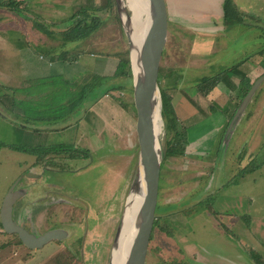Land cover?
I'll use <instances>...</instances> for the list:
<instances>
[{
	"label": "rangeland",
	"instance_id": "rangeland-1",
	"mask_svg": "<svg viewBox=\"0 0 264 264\" xmlns=\"http://www.w3.org/2000/svg\"><path fill=\"white\" fill-rule=\"evenodd\" d=\"M124 3L126 11L132 17L128 1L124 0ZM84 6H90V12L103 17L102 26L90 37L69 42L63 49L60 40L46 35L47 46L61 48L57 56H62V61L66 50L76 57L81 54L91 56V52H95L94 58L110 62V65L113 62L111 59L104 56L101 58L97 53L113 57L117 52L128 50L130 54V43L117 9V0H113L112 6H108V0H47L46 7L39 13L27 10L25 5L24 14L29 15L28 20L44 21L49 28L60 32L68 26L64 21ZM21 15L22 11L19 16ZM170 26L161 63L163 77L160 89L173 90L172 87L176 86V93L171 91V104L179 116V130L190 128L189 142L184 154L164 157L169 142L174 139L175 131L168 126L170 120L162 114L160 145L163 162L159 202L146 264H251L252 250L250 245L242 241L248 236L247 216L251 213L262 216L264 213V197L259 195L264 192V172L253 171L248 173L249 177L246 172H242L238 177L239 185H233L232 181L237 179L233 173V156L240 155L248 148L244 139L238 142L234 136L236 126L244 118L247 109L237 124H234L229 139L226 137L233 119L230 116L243 101L241 99L236 104V99H240L242 93L244 97L246 90L240 91L241 95L237 97L236 84H231V80L238 81L235 75H230L229 86L217 85L208 94H203L199 85L204 76L219 73L244 53V50H238L244 48L243 44L237 45L238 38L248 40L249 44L245 47L247 52L253 50L252 46L263 44L264 23L260 25L261 31L256 30L258 33L247 31L243 27L229 28L226 35L218 33L217 39L226 42V52L221 53L225 64L220 63L219 58L212 62L214 65L209 69L198 66L202 59L193 60V39L198 36L193 38L194 35L184 30L176 33ZM69 61L73 62L65 60L66 65ZM20 62L22 63L21 60ZM190 63H196L197 66L187 67ZM112 66L106 71L109 72ZM95 67L99 68V65ZM75 68L72 65L65 66L64 74L55 75L46 71L40 84H35L39 91L34 97L33 92H29V100L26 101L32 105V110L40 108L33 112L38 119H32L38 126L46 125L47 129L54 126L56 130H49L47 136H44L22 129L21 135H16L11 126L0 119V208L10 187L20 178L18 185L25 189L28 187L33 192L31 198L38 199L35 194L38 192L36 186H39L40 175L44 170L52 168H59L60 172L53 171L52 176L49 174L48 181L65 184L68 187L65 190L72 191L65 193L62 198L67 200L66 203H56V208L49 210L51 216H40L37 203H31L25 209V212L33 216H26L31 219L30 222L24 221L30 229L43 233L52 227H65L69 231L67 238L54 240L40 249L21 247L22 256H27L26 253L30 252L31 263L38 259L42 264H113L117 245L115 236L124 216L139 164V143L135 127L137 114L131 104L134 101L133 77H110L109 85L118 84L124 88L103 95L94 104L87 101L84 106L71 112L69 117H65L73 108L72 104L66 106L69 89L81 75L78 71L74 75V72H70ZM0 92L3 93V89ZM19 94L14 98V108H18V112H26L27 108L23 106ZM114 95L120 96V100L127 102L129 107L125 108ZM55 107H61L56 111L57 114L53 113ZM212 107L215 108L214 111ZM2 109L6 110L4 106ZM0 116L6 117L5 112L0 110ZM55 116L58 119L52 120ZM258 116L264 119V109ZM262 123L264 124V120ZM257 130L264 133V125L260 124ZM71 137L74 139L71 140ZM53 144L63 147L62 151H65L52 154L56 167L37 164L34 153L12 147H48ZM253 146L254 139L250 149ZM256 148L260 149L259 146ZM75 150L89 152L82 154ZM254 154H257L261 162L264 148ZM255 178L258 180L254 188ZM252 189L258 193L256 201L247 197ZM42 209L46 211L45 207ZM18 244V236L0 233V247L5 246L7 256L16 250L12 245ZM254 257L258 256L254 254Z\"/></svg>",
	"mask_w": 264,
	"mask_h": 264
},
{
	"label": "crops",
	"instance_id": "crops-1",
	"mask_svg": "<svg viewBox=\"0 0 264 264\" xmlns=\"http://www.w3.org/2000/svg\"><path fill=\"white\" fill-rule=\"evenodd\" d=\"M16 1H18L22 7L21 11L23 15H21V17L19 16L21 11H14L8 6L0 5V84L3 85L4 93L14 97H17L20 93L19 98L21 101L23 100L26 102L29 100V92H33L32 96L34 97L37 94V91H39V88H35V86L40 84L46 71H49L52 75L64 74L65 66L71 67L72 65L76 67L70 71L74 72L73 75L77 74V71L80 72L81 75L94 70H97L103 75L111 74L113 72L112 69L107 72L106 70L109 69L107 62L99 60V58L96 59V57L94 58V54H90L91 56L81 54L80 56H77L74 62H70L66 65L60 56H57L61 48L58 49L53 47L54 52L52 54L47 53L46 48L49 47L47 46V36L40 30H37V28H33L34 21L28 20L29 15L24 14V11L26 10L24 7L25 5L27 10L30 9L39 13L41 9L46 7L47 0ZM166 1L169 12V25L173 24L170 28L176 33H180L182 30L187 31L188 34L192 36L194 35L193 38L198 36V38L193 39L196 49L195 50L194 47H192L193 60L196 58L202 59L201 62L204 64L201 65L202 63L199 62L198 66H204L208 69L214 65L212 62H215L216 59L219 58L218 61L225 64L223 63L225 61L221 53L226 52V42L225 40L219 41V39H217L216 36L218 33L226 35L227 29H238L239 27H243L247 29V31H261L260 25L264 23V0H234L245 16L242 24L234 25H226L224 22L223 4L225 0ZM234 40L237 41V39ZM238 42L237 45H244V48H238L239 51L244 50V53L242 55L240 54L235 60L227 65V68L232 69V67H235L233 74H235L236 78L238 77V81L231 80V84H236L238 90L236 91L237 97H240V91L243 92V90H246L242 78L247 77L251 80V83H254L264 74V43H258V46H260L259 49H256L258 46H252L253 50L247 52L245 47L249 44L248 40L245 38H238ZM95 65H99V68H96ZM195 66H197L196 63H190V66L187 67L193 68ZM183 67L186 68V66ZM224 85L229 86V83L221 81L218 84V87ZM29 86H31V88ZM15 91L18 92L15 93ZM242 97L236 99V104L239 103ZM252 99L244 118L238 122V125L236 126V135L234 134V136H236L235 141L238 140L239 142V140H241L242 142V139H244L245 145L248 146V148L240 155L237 154L233 156L234 160H232V166L234 168H232L234 169V177L237 176V179H235L236 181L232 180L233 185H239L238 177L242 172H246V176L253 171L264 172V158L260 162L257 158L258 152L256 155L254 154L257 150L260 151L264 148V133L257 130L260 124L264 125L262 123L264 119L258 116L264 109V81L260 84ZM7 106H9V108L5 110L6 117L2 118L0 116V119L2 122L11 126L16 135H21L20 130L22 129H25L28 133H37L44 136H47L49 130H56L54 126H50V129H47L46 125L38 126L36 122L28 124L26 119L23 118L25 113L22 110L18 112V108L16 109L14 108L15 106H11L10 102H8ZM2 107L3 106L0 103V110ZM257 112L258 115H256ZM69 123L71 124V122ZM41 127H43V129H41ZM257 132H259V135L256 136ZM234 136H232V139ZM73 139L74 137H71V140ZM253 139L254 146L250 149V144ZM258 146L260 149L256 148ZM255 161L257 163H255ZM262 175H264V173ZM257 180V178L254 179V188L256 187L255 184ZM250 191L251 193L247 197L256 201V199H258V193L253 189ZM259 195L263 198L264 192ZM246 219L248 220L247 224H249L246 225L248 236L244 238L245 240H243L242 243L246 242L247 245H250L253 253V261L251 264H264V213H262V216H255L251 213ZM0 233L4 234L1 230ZM237 238H239L238 234ZM236 240L239 242L241 241L239 239ZM12 246L15 247L16 250L12 255L8 256L4 252L5 246L0 247V264H42L38 259L31 263L29 259L30 252L26 253L27 256L25 254H23V256L21 255L20 249L25 246L24 244ZM254 254L258 257H254Z\"/></svg>",
	"mask_w": 264,
	"mask_h": 264
},
{
	"label": "water",
	"instance_id": "water-1",
	"mask_svg": "<svg viewBox=\"0 0 264 264\" xmlns=\"http://www.w3.org/2000/svg\"><path fill=\"white\" fill-rule=\"evenodd\" d=\"M148 2L150 24L142 46L139 49V67L136 69L131 57L134 48L132 29L124 21V18L128 21L131 16L126 11L124 0H117V9L130 43V60L134 87L133 97L137 114L135 127L139 143V164L132 182L130 196L134 193H139L142 185L144 186L142 203L139 212H137L134 231H132V242L123 264H146L155 226L163 162L160 132L156 129V113L159 114L161 120L162 96L159 81L161 63L169 36V12L166 0H148ZM263 81L264 74L253 83L247 92L229 125L226 133L227 138L234 124L242 117ZM20 180L21 178L10 187L3 199L0 208V221L3 230L9 234H17L23 244L31 249H40L53 240L67 238L69 235L67 229L56 228L38 235L29 226L22 225L15 220L14 212L16 204L27 192L25 188H18ZM130 196L127 200V207L132 199ZM125 212L115 236V243L117 245L120 243Z\"/></svg>",
	"mask_w": 264,
	"mask_h": 264
},
{
	"label": "trees",
	"instance_id": "trees-1",
	"mask_svg": "<svg viewBox=\"0 0 264 264\" xmlns=\"http://www.w3.org/2000/svg\"><path fill=\"white\" fill-rule=\"evenodd\" d=\"M113 0H108V6H112ZM0 5L3 6H8L14 11H21L22 7L20 3L16 0H0ZM223 9H224V22L226 25H234V24H242L244 22V14L240 11L239 7L235 3L234 0H225L223 4ZM92 10L94 11L95 8ZM64 23H67V27L60 31V32H55L52 28H49L46 23L40 20H34L33 28H37V30H40L43 32L45 35L49 36L50 38L56 40H60V45L66 46L69 42H75V41H80L83 39H86L90 37L93 33H95L104 23L103 17L99 16L95 12H90V6H84L80 8L77 12H75L69 19L65 20ZM32 28V27H31ZM54 48L48 47L46 48V52L49 54H52L54 51ZM65 53V58H63V62L65 63V60H76V56L72 55V53L68 50L64 51ZM92 54H96L95 52H91ZM100 56H104L108 59H111L113 62L111 65L112 66V75L107 74L103 75L99 73L98 71H88L87 73L82 74L77 78V80L74 82V85L71 89H69V95L67 97V104L73 105V108L69 110L68 113H66L65 117H69L71 112L77 110V108L81 105L84 106V104L88 101L91 102L90 104L96 103L103 95L105 94H110L112 93L113 90L116 89H123V85H118V84H113L109 85L108 84V79L114 78V77H131L132 76V69H131V60H130V54L129 51L126 50L124 52H117V55L110 57L108 55H103L100 53H97ZM62 59V56H60ZM104 58V59H106ZM70 62V61H69ZM110 62H107V66H111L109 64ZM66 64V63H65ZM235 67L231 68H224L219 71V73L213 75V76H204L202 78L201 84L199 85L200 90L203 94H208L215 86H217L221 81L225 83L228 82V79H230V75H235L234 73ZM175 74H178L175 72ZM178 76V75H177ZM162 74L160 75V81L162 78ZM243 83L246 87V92L245 95L247 94L248 90L251 88L253 83H250L251 80L246 78H242ZM249 80V83H248ZM159 81V83H160ZM69 83V81H68ZM71 83V82H70ZM3 89V86L0 87V91ZM173 90L169 89H163L161 90L162 96H163V108H162V114L164 115L165 118L170 120V123L168 124L169 127H171L175 131V136L172 141L169 142L167 146V150L164 154V157L171 156V155H181L184 154L185 152V146L187 145V142H189V127H185L184 131L179 130V116L177 115V112L175 111V108L171 104L172 101V92L176 93V86L172 87ZM18 91H15L17 93ZM244 95V97H245ZM113 96V95H111ZM16 97V96H15ZM14 96L8 95L6 93H1L0 92V103L2 106H4L6 109L9 108L7 106L8 102L11 103V106L13 105L14 102ZM119 101L123 103V106L125 108L129 107V104L127 102L125 103L123 100H120V96H115ZM242 97V100L243 98ZM23 102V106L27 108V111L24 112L25 115L23 118L26 119L28 124L31 122H34L32 119H38L37 114L33 113L37 111L38 107H35L34 110H32V105L30 103H26L25 101ZM30 104V105H29ZM88 104V103H87ZM88 104V105H90ZM132 106L134 108V113L136 114L135 106H134V101H132ZM87 105V106H88ZM64 105H61V107ZM240 106V105H239ZM61 107H55L53 109V113L57 114V110H60ZM85 108V107H84ZM214 107H212V111H214ZM6 113L5 110L1 109ZM238 108L233 110V115L230 116V119L234 117V114H236ZM22 117V116H21ZM64 117V118H65ZM62 118V117H60ZM58 119V116H55L52 120ZM0 145H2L0 143ZM225 144L223 143V147ZM17 150H22V151H29L30 153H34L37 156V164H43L47 166H55L56 160L53 158L52 154H59L65 151L63 147L58 146L57 144H53L50 146H37V147H21V146H12ZM76 152L79 153H88L85 150H75ZM245 173V172H244ZM158 222V221H157ZM0 228L3 230V226L0 221ZM170 233V232H169ZM16 235V234H15ZM18 236V235H16ZM153 237V236H152ZM152 240V239H151ZM20 244H23V242L19 238Z\"/></svg>",
	"mask_w": 264,
	"mask_h": 264
},
{
	"label": "bare ground",
	"instance_id": "bare-ground-1",
	"mask_svg": "<svg viewBox=\"0 0 264 264\" xmlns=\"http://www.w3.org/2000/svg\"><path fill=\"white\" fill-rule=\"evenodd\" d=\"M131 11L133 12L132 17L128 21L124 18L128 27L132 29V38L134 41V48L132 50V60L134 67L137 69L139 67L138 54L139 49L142 46L144 37L147 33L150 24V12H149V2L148 0H127ZM156 129L161 133L162 121L160 116L156 113ZM144 194V186L142 185L141 191L139 193H134L130 196L131 201L124 217V226L122 234L120 237V243L116 246L114 250L113 264H123L125 257L129 252V248L132 242L135 221L137 217V212H139L142 199Z\"/></svg>",
	"mask_w": 264,
	"mask_h": 264
},
{
	"label": "flooded vegetation",
	"instance_id": "flooded-vegetation-1",
	"mask_svg": "<svg viewBox=\"0 0 264 264\" xmlns=\"http://www.w3.org/2000/svg\"><path fill=\"white\" fill-rule=\"evenodd\" d=\"M53 171L58 173V172H60V169L59 168H54V169L52 168V169H50L48 171L44 170V173L42 175H40L41 180L39 182V186L38 185L36 186V188H38V192H36V194H35V195H38V199H32L31 196L33 195V192H31L30 189L28 187H26L27 192H26V194L24 196H22L18 200V203L16 204L15 212H14V218H15V220L18 223H20L22 225H25L26 223H24V221H26L27 223L30 222L29 220H31V219H28L29 217H26V216H32V215L30 213H28V212H25V209H27V206L31 205V203L34 204V205L38 204V206H39V208H38L39 209V213L38 214L40 216H51L49 214V210L51 208H53V207L56 208V206L59 203L60 204L66 203L67 200L66 199H62V198L66 195L65 193H69V192H72V191L65 190V189L68 188L65 184L62 185V183L59 184V183H57L55 181L54 182L48 181V180H50L49 179L50 178L49 174L51 175V173ZM47 173H48V177H47ZM18 188H22V187H20L18 185ZM30 199H32V200H30ZM75 199H77V198H75ZM56 203H58V204H56ZM49 204H51V205L49 206ZM44 207L46 209L45 212H44V209H42ZM41 210H43V211H41ZM53 214H55V213L53 212ZM56 215H58V214H56ZM56 228L66 229L65 227H52V228H49V229L45 230L43 233H38V232H36L34 230H33V232L39 235V234H44L47 231H50V230H53V229H56ZM13 235H15V234H13Z\"/></svg>",
	"mask_w": 264,
	"mask_h": 264
}]
</instances>
